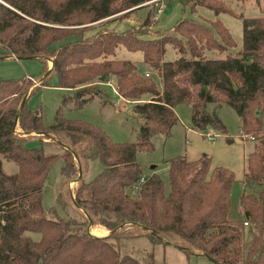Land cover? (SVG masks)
<instances>
[{"label": "trees", "instance_id": "1", "mask_svg": "<svg viewBox=\"0 0 264 264\" xmlns=\"http://www.w3.org/2000/svg\"><path fill=\"white\" fill-rule=\"evenodd\" d=\"M148 1L0 0V56L41 58L45 76L40 85L55 71L58 85L71 91L55 121L45 124L40 111L28 106L40 86L30 90L33 78L0 79V264H155L156 243H173L216 264H264V15L238 14L225 0H187L194 10L206 6L215 14L243 18V47L224 57L203 53L205 47L224 50L227 40L236 45L218 17L211 22L184 17L168 34L156 37L144 36L161 10L155 6L138 27L121 31L105 23L91 31L88 25L128 8L125 13L138 10ZM168 44L177 49V57L165 59ZM122 46L142 50L145 65L156 72L119 58ZM111 75L118 93L142 118L136 141H113L101 128L63 115L68 101L82 106L105 94L99 83ZM181 102L192 106L193 127L223 131L217 110L207 105L225 102L240 115L242 134L258 139L247 158L242 214L232 210L233 171L224 166L211 171L207 154L170 158L169 190L158 172L144 175L137 152L154 149L161 133L172 134ZM18 126L28 135L19 133ZM33 132L42 146L28 144ZM50 143L63 151H46ZM59 154L64 158L61 187L73 178L79 185L75 195L60 187L57 204L48 209L43 191ZM94 158L104 168L90 180L79 177L80 167ZM4 159L15 161L18 169L6 171ZM95 224L109 233H91L88 227ZM29 231L40 232L41 238ZM137 237L152 244L144 259L122 251L126 239Z\"/></svg>", "mask_w": 264, "mask_h": 264}, {"label": "rangeland", "instance_id": "2", "mask_svg": "<svg viewBox=\"0 0 264 264\" xmlns=\"http://www.w3.org/2000/svg\"><path fill=\"white\" fill-rule=\"evenodd\" d=\"M225 1L236 13L244 14L246 17L264 15V0ZM144 4L146 5L140 7L138 10L135 9L125 13L129 10L128 8L101 20L88 22V25L94 27L91 31L102 27L105 23L121 31L133 26L138 27L147 16L149 8L155 6L161 10L156 12L155 22L147 28L148 33L144 34L145 37H156L168 34L167 32L173 30L177 22L184 17L196 18L206 22L214 21L218 17L229 28L236 45L227 40L229 45L224 50L205 47L203 53L212 57H224L227 53H238L243 47V18L241 16L230 12L215 14L212 9L206 6H199L197 10H194L187 0H152ZM117 56L119 58H130L137 63L139 68L142 69L147 66V68H150L149 71H153L152 67L145 65L142 50H130L122 46ZM164 56L165 59L175 58L178 56V51L171 44H168ZM47 64L50 68L52 67V58L47 60ZM42 74H45V61L41 58L25 57L19 59L16 57H5L0 59V79H23L32 77L34 80L31 81L32 85L30 90L41 84V78L45 76L43 75L41 77ZM157 79L161 87L162 83L159 77ZM115 80L116 76L111 75L109 80L99 83L106 88L103 89V91L106 90L104 91L105 94L94 96L82 106L77 105L75 101H68L63 108V115L68 119L86 122L101 128L113 141H136L138 139L142 118L133 110L132 102L123 98L119 93H114L113 87H117ZM70 92L67 88L58 85V75L53 71L48 75L47 83L40 85L31 93L28 98V106L34 110H39L42 114L43 122L50 124L55 121L58 108L63 104L64 96ZM207 108L210 111L217 110L218 115L226 126L225 131L214 126H208L203 130L193 127L192 106L187 102H181L176 105L179 120L173 126L172 134L166 137L161 133L155 138V148L152 150H139L137 152V158L144 167V175L148 176L153 171L158 172L165 181L166 189L169 190L168 160L170 158L177 155H186L189 159H195L207 154L211 160V171L217 166H224L233 171L236 180L231 191L232 210L236 214H242L241 196L244 191V175L247 170V158L249 153L255 149V144L258 139L251 138L246 132H244L245 136L242 134V119L231 105L225 102L221 104L211 102L207 105ZM17 131L28 135L20 126H18ZM210 131L212 135H206V132ZM31 134L33 135L29 138L28 144L35 147L42 146L43 142L39 137H36L39 133L33 132ZM50 139L45 138V140ZM44 147L49 152L61 153L63 151L61 145H53L52 143ZM63 164L64 158L62 154H59L54 159L48 172L43 191V203L48 209L57 204L56 197L64 178L61 172ZM3 165L4 169L8 172H13L18 169V164L13 160L4 159ZM103 168L104 165L100 159H91L88 166L83 167V177L86 180H90ZM78 185V180L73 178L67 184H64L61 189L65 193L70 190L75 195V190ZM245 224L249 226V223ZM91 231L100 234L99 230L97 231L92 226ZM28 233L35 239L41 238V233L38 231H29ZM174 240H176L175 237ZM151 247V241L147 237H137L126 239L122 251L132 253L144 259L143 256L146 254V250ZM181 251L183 252V257L180 255L174 256L173 254L167 255L163 249H160L158 256L160 263L216 264L205 255H189L185 250L181 249ZM154 259H156L155 249Z\"/></svg>", "mask_w": 264, "mask_h": 264}, {"label": "crops", "instance_id": "3", "mask_svg": "<svg viewBox=\"0 0 264 264\" xmlns=\"http://www.w3.org/2000/svg\"><path fill=\"white\" fill-rule=\"evenodd\" d=\"M94 227H95V229L99 230V232H100V234L95 233L97 235H106V234L109 233V229L106 226H104V225L95 224V225L92 226V228H94ZM154 249H155V254H156V259H154L155 264H161L160 261H159V258H158L160 249H163L164 253L166 252L167 255H172L173 254L174 256L175 255H180V256L183 257V254H182L183 252L181 251V249L179 247H176L175 244H173V243H168V244L156 243L155 246H154ZM163 264H168V262L167 263H163Z\"/></svg>", "mask_w": 264, "mask_h": 264}, {"label": "water", "instance_id": "4", "mask_svg": "<svg viewBox=\"0 0 264 264\" xmlns=\"http://www.w3.org/2000/svg\"><path fill=\"white\" fill-rule=\"evenodd\" d=\"M0 57L5 58V57H7V56H0ZM15 57H16V58H19V59L21 58V56H15ZM52 62H53V60H52ZM101 79H104V76H102ZM25 98H26V97H25ZM24 101H25V100H24ZM24 101H23V103H22V105H21L22 107H23ZM82 175H83V170H82V168L80 167V170H79V177H81ZM91 226H92V225H89L88 229L90 230L91 233H94V232L91 231ZM94 234H95V233H94Z\"/></svg>", "mask_w": 264, "mask_h": 264}, {"label": "built area", "instance_id": "5", "mask_svg": "<svg viewBox=\"0 0 264 264\" xmlns=\"http://www.w3.org/2000/svg\"><path fill=\"white\" fill-rule=\"evenodd\" d=\"M148 74V73H147ZM114 88V92H116V93H118V90H117V88L116 87H113ZM244 136H245V134H244ZM251 136V138H255V136L254 135H250ZM142 181H144L145 180V177H143L142 179H141ZM245 223H248V222H245Z\"/></svg>", "mask_w": 264, "mask_h": 264}, {"label": "bare ground", "instance_id": "6", "mask_svg": "<svg viewBox=\"0 0 264 264\" xmlns=\"http://www.w3.org/2000/svg\"><path fill=\"white\" fill-rule=\"evenodd\" d=\"M98 231V230H97Z\"/></svg>", "mask_w": 264, "mask_h": 264}]
</instances>
